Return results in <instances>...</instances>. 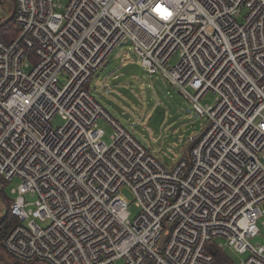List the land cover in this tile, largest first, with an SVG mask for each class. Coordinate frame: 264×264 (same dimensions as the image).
<instances>
[{
	"label": "built area",
	"instance_id": "2783aa9c",
	"mask_svg": "<svg viewBox=\"0 0 264 264\" xmlns=\"http://www.w3.org/2000/svg\"><path fill=\"white\" fill-rule=\"evenodd\" d=\"M13 3L20 32L0 40V177L19 184L2 254L40 264H218L228 247L245 255L239 264H264V244L252 243L264 202V0ZM122 42L206 120L171 168L87 89ZM210 93L214 104H204ZM56 116L64 123L54 128ZM100 119L113 129L108 145Z\"/></svg>",
	"mask_w": 264,
	"mask_h": 264
},
{
	"label": "rangeland",
	"instance_id": "374dc122",
	"mask_svg": "<svg viewBox=\"0 0 264 264\" xmlns=\"http://www.w3.org/2000/svg\"><path fill=\"white\" fill-rule=\"evenodd\" d=\"M58 2L62 8L68 4V0H58ZM0 10L2 9L0 8ZM245 13L246 11L243 10L242 16L238 18L239 22H243ZM3 15L0 11V20ZM177 61L178 56L175 55L169 63L174 66ZM90 91L107 113L130 132L167 169L171 168L179 159L183 148L187 145L189 135L198 133L206 123L205 119L199 118L189 109V113L184 119L180 120L174 127H169L168 119L171 118L166 113L163 114L161 109L155 107L165 110L164 103L160 98L165 99L168 105L169 100L181 101L182 97L161 75L150 76L141 68L139 60L132 50V45L128 42L119 44L96 71L91 80ZM214 101L215 96L212 93L207 94L202 99L204 104L209 105L214 104ZM166 108L169 110L168 107ZM194 117L196 121H194ZM150 121L152 124L149 125L148 122ZM63 123V120L58 116L52 120L54 128L63 125ZM98 125L104 131L102 141L107 145L110 144L113 129L104 119H100ZM18 184L17 179L13 182H4L5 189L3 191L10 200L14 198L10 190L16 188ZM123 196L129 203L130 219H134L138 214V208L133 203V195L125 189ZM33 201V198L25 197L26 203ZM31 208L33 207H27V209ZM260 209L263 211V217L258 221L260 235L252 241L253 244H264V202ZM7 215V206L0 200V223L4 221L3 219ZM36 222L42 228L47 226V222H40L39 220ZM2 225L0 224V229ZM157 252L161 254V251ZM222 253L228 257L232 264H239L245 259V255L237 254L228 247H225ZM219 254L220 251H217L216 255Z\"/></svg>",
	"mask_w": 264,
	"mask_h": 264
},
{
	"label": "trees",
	"instance_id": "16d2710c",
	"mask_svg": "<svg viewBox=\"0 0 264 264\" xmlns=\"http://www.w3.org/2000/svg\"><path fill=\"white\" fill-rule=\"evenodd\" d=\"M7 1L13 2V0H7ZM0 8L2 9V10H0L1 14L2 15L4 14L3 16H1L0 21H2L3 19H5L10 14V11L5 6V4L2 2V0H0ZM19 32H20V29L16 25L15 20L13 18L9 23L4 25L0 29V40L10 41V40L16 38L18 36ZM140 84H143V83H140ZM90 87H91V82L87 86V89L90 90ZM152 88H153V86H152ZM166 99H168V98H166ZM181 99H182L181 101H178L175 99H171V100L168 99L170 102H167L168 103V105H167L165 102V99L160 98L162 103H164L165 110L162 108H159V107H155L156 109H161L163 111V114L166 113L171 118V119H168V124H169L170 128L174 127L177 123L180 122V120L184 119V117L189 113V109H191L193 111V109L188 104V102H186L183 98H181ZM154 105H155V103H154ZM166 107H168L169 110H166L167 109ZM193 119H194V121H196L195 117ZM148 123L150 125V124H152V121H150ZM4 182H6V181H4V179L0 177V200H1V203H3L5 206H7V209H8V215L3 219L4 221L0 223V224H3L2 228L0 229V253H3V248H2L3 239L5 238L8 231L13 226H15L17 224L16 219L11 215V212H10V207H11L13 200H10L9 198H7L4 194V191H3V189H5ZM7 258L10 260L11 264H40L37 262L24 263V262L16 261L10 257H7ZM215 260L218 264H232V262H230L228 257L226 255H224L222 253V251H220V254L215 257ZM0 264H7V263L5 262V260L0 258Z\"/></svg>",
	"mask_w": 264,
	"mask_h": 264
},
{
	"label": "water",
	"instance_id": "95a60500",
	"mask_svg": "<svg viewBox=\"0 0 264 264\" xmlns=\"http://www.w3.org/2000/svg\"><path fill=\"white\" fill-rule=\"evenodd\" d=\"M2 2H3V3L5 4V6L9 9L10 14H9L5 19H3L2 21H0V29H1L4 25H6L7 23H9V22L14 18V14H15V5H14L13 2H9V1H7V0H2ZM187 147H188V144L185 145V147L183 148V151H182V153H181L180 156H183V155H184V153H185ZM163 241H164V239H162V240L160 241V243H159V248L162 246ZM0 258L3 259V260H5V262H6L7 264H11V262H10V261H9V260H8L3 254H2V253H0Z\"/></svg>",
	"mask_w": 264,
	"mask_h": 264
}]
</instances>
